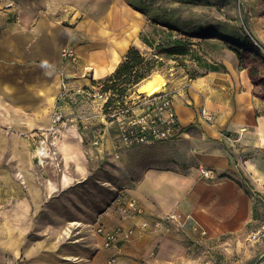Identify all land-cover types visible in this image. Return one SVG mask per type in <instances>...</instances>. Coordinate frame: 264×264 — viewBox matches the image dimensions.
<instances>
[{"label":"crops","instance_id":"crops-1","mask_svg":"<svg viewBox=\"0 0 264 264\" xmlns=\"http://www.w3.org/2000/svg\"><path fill=\"white\" fill-rule=\"evenodd\" d=\"M143 27L139 11L126 0H0V264H67L63 257L79 255V245L60 240L69 218L63 209L47 205L42 188L48 184L40 180L32 136L49 128L52 112L59 109L65 121L57 151L70 170L60 173V184L69 185L83 173L88 159L78 124L87 129L106 122L99 107L75 89L109 78L129 48L143 44ZM68 46L76 61L62 57ZM253 92L246 69L226 67L172 94L183 133L126 150L113 174V200L126 188L144 205L146 216L174 211L185 223L169 235L138 232L117 250H104L99 239L101 251H143L158 262L184 258L185 241L201 236L194 222L210 236L241 234L252 227V232L263 230L259 241L264 238V100ZM85 110L90 113L84 118ZM106 128V148L92 146L101 158L104 151L111 154L116 133V125ZM63 140L75 156L66 155ZM78 147L83 159L76 155ZM198 167L211 170V176H203ZM141 218L117 213L116 221L105 215L99 222L129 227ZM94 243L93 238L86 242L88 247ZM129 263L139 264L135 259Z\"/></svg>","mask_w":264,"mask_h":264},{"label":"rangeland","instance_id":"rangeland-1","mask_svg":"<svg viewBox=\"0 0 264 264\" xmlns=\"http://www.w3.org/2000/svg\"><path fill=\"white\" fill-rule=\"evenodd\" d=\"M126 1L139 11L144 20L139 38L142 40L141 34H144L152 43L148 46L142 42L137 49L143 61L131 75V82L134 83L128 85L127 93L137 94L136 87L144 79L159 73L166 79L162 88L176 94L193 80L212 72H222L231 64L237 70L248 71L254 85V95L264 100V0ZM176 38L186 40L177 49L173 42ZM88 112L85 110L82 116L85 118ZM85 122L84 125L88 124ZM78 125L83 138V151L88 160L86 170L75 177L71 184H60V173L69 174L70 170H65L61 163L59 150L42 165L35 160L40 166V180L48 184L47 188L42 186L47 205L63 209L69 218L61 230L60 240L66 244L79 245V255H66L63 262L86 264L90 259L93 260L90 264H124L125 260L129 263L130 259H135L139 264H258L264 259V238L257 243L248 240L252 227L233 235L210 236L206 231L205 235L185 241L187 253L184 258L165 262H158L153 255L147 256L143 251H135V254L130 255L124 254L122 250L118 255H108L104 252L106 248L103 247L102 236L95 232L96 224L105 219V215L111 221L117 220V213L130 218L142 217L133 225L141 224L144 217L149 220L158 217L146 216L147 211L141 204L142 214H125L122 211L124 204L114 202L116 191L112 185V179H115L113 174L125 160L116 159L105 151L101 158L90 144L89 133L83 123L79 122ZM107 133L106 130L105 135ZM103 140L107 141V137L104 136ZM103 148H106V144L101 145L99 150ZM3 206L4 201L0 199V208ZM169 213L160 217L165 218ZM144 229L137 227L122 245L131 241L138 232L143 235L155 232L152 221ZM91 238L96 245L88 247L86 242ZM99 239L104 249L102 251ZM111 257H115V260L109 263Z\"/></svg>","mask_w":264,"mask_h":264},{"label":"built area","instance_id":"built-area-1","mask_svg":"<svg viewBox=\"0 0 264 264\" xmlns=\"http://www.w3.org/2000/svg\"><path fill=\"white\" fill-rule=\"evenodd\" d=\"M61 54L62 57L68 60H77L75 51L71 46L63 48ZM75 91L77 95H82L86 100L95 103L101 110V116L106 122L105 125L99 127H87L90 144L93 147L100 148L104 144L103 138L107 130V124L116 125L111 153L116 159H120L126 150L134 146L173 140L179 138L183 132L174 108L173 96L163 89L152 94H135L133 92L122 100H115L108 106L106 104L109 99L116 95L112 90H104L101 83L91 87L78 85ZM64 118V114L56 108L52 112L49 128L41 130L40 134L32 136V140L36 141L35 157L40 165L58 153L56 142L60 137L61 128L64 125ZM79 119H81V116ZM198 169L205 177H210L212 174V171L207 168L198 167ZM115 201L124 204V208L121 210L125 214L130 213L136 216L143 213L138 200L132 197L125 188L118 191ZM145 218L141 220V224L129 227L121 224L109 227L98 222L95 232L102 236L104 248L117 250L137 227L140 229L148 228L151 221L156 232L166 234L180 229L185 223L184 218L176 212L169 213L165 218L158 217L151 220ZM195 223L197 222H194L192 225L193 230L199 232L200 235H205L206 230ZM262 234L263 230H256L251 233L248 240L257 242L260 240ZM112 255L114 256V254ZM114 260L115 257H111L109 263Z\"/></svg>","mask_w":264,"mask_h":264},{"label":"trees","instance_id":"trees-1","mask_svg":"<svg viewBox=\"0 0 264 264\" xmlns=\"http://www.w3.org/2000/svg\"><path fill=\"white\" fill-rule=\"evenodd\" d=\"M142 42L148 46H151L152 43L148 38L141 34ZM186 40L181 38H176L173 40L174 47L177 49L180 46V43H184ZM143 58L139 55L137 48L130 47L124 56V60L119 64L115 72L106 80L101 81L100 83L103 86L104 90H112L116 96L109 99L106 106L111 105L115 100H122L129 95L127 93L128 85H132L134 82H131V75H134L136 68L142 63ZM226 70V68L224 69Z\"/></svg>","mask_w":264,"mask_h":264},{"label":"bare ground","instance_id":"bare-ground-1","mask_svg":"<svg viewBox=\"0 0 264 264\" xmlns=\"http://www.w3.org/2000/svg\"><path fill=\"white\" fill-rule=\"evenodd\" d=\"M233 72V67L231 64L227 65ZM77 84H82V83H89L88 80H76ZM166 84V79L164 78V76H162L159 73H154L151 76H149L148 78L144 79L137 87H136V92L138 94H152L156 91H159L162 88L163 85ZM164 90V89H163ZM62 146L65 148L66 150V155L67 156H75L74 155V150H72L70 148V145L68 144V142L66 140L62 141ZM76 155L81 159H83V151H81V149L78 147L77 150H75ZM66 158V157H65ZM64 159V157H63ZM66 160V159H65ZM86 170V169H85ZM65 181L68 180L67 176L64 175L63 178Z\"/></svg>","mask_w":264,"mask_h":264}]
</instances>
